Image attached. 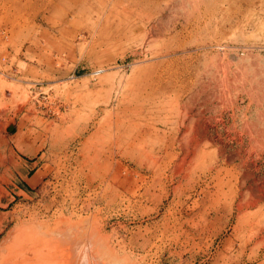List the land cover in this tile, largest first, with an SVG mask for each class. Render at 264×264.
Wrapping results in <instances>:
<instances>
[{"label": "rangeland", "instance_id": "374dc122", "mask_svg": "<svg viewBox=\"0 0 264 264\" xmlns=\"http://www.w3.org/2000/svg\"><path fill=\"white\" fill-rule=\"evenodd\" d=\"M8 233L26 264H264V0H0Z\"/></svg>", "mask_w": 264, "mask_h": 264}, {"label": "bare ground", "instance_id": "6f19581e", "mask_svg": "<svg viewBox=\"0 0 264 264\" xmlns=\"http://www.w3.org/2000/svg\"><path fill=\"white\" fill-rule=\"evenodd\" d=\"M79 227V226H78ZM45 231V230H44ZM46 232V231H45ZM72 232V231H71ZM75 232V231H74ZM14 233V232H13ZM12 233V234H13ZM10 238H8L7 240L5 239V241L3 240V242L1 241L0 243V257L2 258V260L0 261V264H26L28 259H29V255L27 252L20 254L21 253V249H18V243H14V237L11 236V233H8ZM58 234V233H57ZM59 235V234H58ZM83 235V234H81ZM72 236V235H71ZM78 237V236H77ZM79 238V237H78ZM103 240V239H102ZM81 242V240H80ZM80 244V243H79ZM64 245L69 248L68 243L64 242ZM27 247H32V245H26ZM42 246V245H41ZM77 246V245H76ZM79 248V247H76ZM77 249H75L76 251ZM106 251V250H105ZM20 254V255H19ZM78 252L77 254H75V260H73L75 263L78 260ZM87 254V253H86ZM16 255H19V259H16ZM112 258V257H111ZM121 261V260H120ZM86 262V261H85ZM118 263V262H117Z\"/></svg>", "mask_w": 264, "mask_h": 264}, {"label": "crops", "instance_id": "0c3cea01", "mask_svg": "<svg viewBox=\"0 0 264 264\" xmlns=\"http://www.w3.org/2000/svg\"><path fill=\"white\" fill-rule=\"evenodd\" d=\"M30 187H32L30 184H28Z\"/></svg>", "mask_w": 264, "mask_h": 264}]
</instances>
